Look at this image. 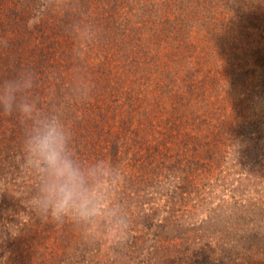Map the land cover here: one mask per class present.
<instances>
[{
	"label": "rangeland",
	"instance_id": "374dc122",
	"mask_svg": "<svg viewBox=\"0 0 264 264\" xmlns=\"http://www.w3.org/2000/svg\"><path fill=\"white\" fill-rule=\"evenodd\" d=\"M30 3L0 0V84H19L0 104V264L167 263L194 223L261 218L264 0ZM53 117L79 162L121 174L119 229L35 209L24 146Z\"/></svg>",
	"mask_w": 264,
	"mask_h": 264
},
{
	"label": "clouds",
	"instance_id": "9594fccd",
	"mask_svg": "<svg viewBox=\"0 0 264 264\" xmlns=\"http://www.w3.org/2000/svg\"><path fill=\"white\" fill-rule=\"evenodd\" d=\"M18 88L13 81L0 84V104L8 112ZM20 110L29 116L32 106L22 104ZM68 141L65 127L55 117L34 122L24 147L28 163L40 174L35 209L44 218L67 217L88 225L104 219L119 229L124 220L110 203L109 194L122 179L121 174L104 161L84 166L69 149Z\"/></svg>",
	"mask_w": 264,
	"mask_h": 264
},
{
	"label": "trees",
	"instance_id": "16d2710c",
	"mask_svg": "<svg viewBox=\"0 0 264 264\" xmlns=\"http://www.w3.org/2000/svg\"><path fill=\"white\" fill-rule=\"evenodd\" d=\"M29 1L33 3L35 0H27ZM31 3L27 4V11L33 9ZM5 13L0 9L1 17L5 18ZM9 20L14 23L15 15L13 18L9 17ZM258 214L257 218H261L255 220L253 216L249 219L250 222L246 221L242 225H235L233 222L220 225V222L219 225L205 223L196 226L194 223L193 236L190 235L193 238L184 237L185 248L181 258H169L166 263L161 256L151 254L149 250L146 260L151 262L157 258L161 261L160 264H264V213L260 216ZM207 227L208 230L212 227L218 232L214 230L207 235ZM151 255H155L152 260Z\"/></svg>",
	"mask_w": 264,
	"mask_h": 264
}]
</instances>
